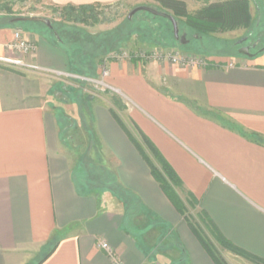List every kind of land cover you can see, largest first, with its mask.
I'll list each match as a JSON object with an SVG mask.
<instances>
[{"label":"crops","instance_id":"crops-1","mask_svg":"<svg viewBox=\"0 0 264 264\" xmlns=\"http://www.w3.org/2000/svg\"><path fill=\"white\" fill-rule=\"evenodd\" d=\"M47 1L63 7L141 0ZM18 31L34 53L7 48ZM57 41L0 19V57L73 74L70 52ZM211 57L188 67L109 62L105 81L118 91L119 106L98 104L91 112L111 172L107 190H90L62 140L63 132L78 133L70 107H56L71 78L0 61V264H112L100 241L124 264H215L123 126L150 158L139 132L157 147L183 182L180 199L187 204L191 194L205 224L264 259V52ZM86 62L100 77V66ZM86 125L77 148L92 140Z\"/></svg>","mask_w":264,"mask_h":264},{"label":"rangeland","instance_id":"rangeland-1","mask_svg":"<svg viewBox=\"0 0 264 264\" xmlns=\"http://www.w3.org/2000/svg\"><path fill=\"white\" fill-rule=\"evenodd\" d=\"M182 1L186 2L189 13L193 16H197L208 6L226 0ZM249 1L253 17L252 24L249 28L206 35L189 29L186 26L184 19H176L183 30H188L190 35L196 34L191 40V43L185 47H171L165 45L164 42L157 37L158 33L154 27L149 25L147 22L148 20L145 19L150 17L146 13L142 14L140 17L137 16V19L134 18L130 21L132 27L129 26L130 24L127 23V16L137 7H150L160 12L173 15L171 11L163 8L153 0H141L137 5L129 2H122L114 6L97 7L94 12L98 19L96 25L93 24L94 22L92 19L87 20L88 25L63 20L61 17L63 8L51 6L47 0H0V19L2 22H14V20L19 18L43 17L51 20L53 25H55V29L60 35V42L62 41L64 46H66L67 50L70 52L72 60L74 61L72 67L75 69L74 71H76L74 72L72 70L73 74L69 77L71 78V81H69L71 86L68 87L69 93H65V95L59 94L57 96V101L59 102H56V107L62 111L65 110L66 105L70 107V110L68 109L67 111L69 115L74 118L76 125H78V133H74V131L63 132L62 140L64 145H69L74 158L79 162V170H83L85 178L91 185L90 190H107L110 188L107 182L112 179L111 172L107 169L105 161V159H108L107 154L106 152H103L96 133L93 131L94 129H92L94 126V119L91 117V112L93 108L98 106V104L110 107L113 104V96L118 97L119 95L118 91L114 92V90L110 89L111 86L108 84L107 80L103 85H98V83H96L97 80H102V75L100 74L99 77L95 70L92 71L91 69V71H89L90 69L88 68V63L86 61L89 59L90 62L101 68L102 63L105 60L107 61V66H109V62L112 61L111 59H113V56L115 55L126 52L137 53L139 51H152L156 49H178L185 55L198 56L195 57L196 59L199 57L209 58L211 56L216 57L217 55L227 54L235 57H245L238 54L236 52L237 49H235L234 46H236L238 42L243 40L244 37L254 29L253 40L258 39L259 32L260 34H263L259 48L264 49V0ZM157 21L165 24V21L162 19H157ZM260 21L261 25L260 27H257L259 26ZM20 27L30 31L49 34L53 40H58V36L52 34L44 24L36 22H21ZM130 28L134 29L129 31L128 29ZM110 34H113L111 37L112 40L108 37ZM197 35L202 37V40H196ZM109 40L111 41L109 42ZM107 42L110 43V47L109 51L105 52L104 50L106 49H103L102 47L103 45H107ZM218 50H225V52L217 54L215 51ZM84 54L86 55L85 57ZM84 58H86V61ZM82 78H87L88 80H82ZM59 79L70 80L65 77ZM62 84H64V82ZM83 119L85 123H83ZM65 124L68 125L69 121L67 120ZM84 124H87L86 126L93 131L91 136L92 140L84 143L85 145L83 147L77 148V145L79 147L81 142L86 140V135L81 132L84 130V128L81 129V126ZM72 136L74 138L76 136V138L73 140L71 138ZM79 170L77 172H80ZM77 177L78 176H76V181L79 183V177ZM186 207L192 223L199 226L204 231L205 237H207L213 246L221 253V256H223L227 264H242V261L246 262L241 258L242 261L239 259H233V257L229 256L231 255L229 252L227 254V251H223L215 240L213 234H211V229L205 224V220H203L202 217L198 215L197 211H195L188 203L186 204Z\"/></svg>","mask_w":264,"mask_h":264},{"label":"trees","instance_id":"trees-1","mask_svg":"<svg viewBox=\"0 0 264 264\" xmlns=\"http://www.w3.org/2000/svg\"><path fill=\"white\" fill-rule=\"evenodd\" d=\"M153 1L158 3L163 8L171 11L176 19H184L185 24L189 29L194 30L200 34L210 35L216 33L231 32L241 28H249L253 21L249 0H226L220 3H215L205 8L203 12H201V14L197 16H193L189 13L186 2L182 0ZM100 6L101 5L99 4L86 6H63V13L61 14V17L63 20H66L68 22L83 23L86 25H88L87 20L92 19V21L94 22L93 24L96 25L98 23V19L94 12L95 8ZM127 23L130 24L129 26H131V22L129 20L127 21ZM132 29L134 28H130L128 30L130 31ZM112 35L113 34H110L108 36L111 40ZM58 40L60 41V38H58ZM111 40H109V42ZM109 42H107V45H103L102 47L103 49L107 50H104L105 52L109 51ZM164 44L169 46L173 45L171 43L165 42ZM85 56L86 55L84 54V57ZM74 70L75 69H73V71ZM113 103L114 105L119 106V101L116 98L113 99ZM116 119L122 124V122L117 117ZM123 128L130 135L132 141L138 147L142 157L150 166V169L156 181L160 184L161 188L169 197V199L179 211V213L185 217L192 229V232L199 240L202 247L210 255L214 263L227 264L226 260L223 258V256H221V253L213 246L210 240L205 237L204 231L199 226H196L192 223L191 217H189L188 214L186 204L182 202L177 193L178 189H183V182L178 177L173 168L170 166V164L165 160V158L162 156L157 147L142 132H139L142 138V142L147 148V150L150 152L152 158H150L146 154L143 146L136 139L133 138V136L128 132L127 128L125 126H123ZM187 203L193 209H195L197 205L196 200L191 194H188ZM211 226H208L211 229V234H213L215 240L217 241L220 248L223 249V251H227L230 254L237 256L250 264H264V259L236 247L228 240H226L221 234L217 232L216 229L212 228Z\"/></svg>","mask_w":264,"mask_h":264},{"label":"built area","instance_id":"built-area-1","mask_svg":"<svg viewBox=\"0 0 264 264\" xmlns=\"http://www.w3.org/2000/svg\"><path fill=\"white\" fill-rule=\"evenodd\" d=\"M7 48L19 53L21 56L30 55L34 53L36 50L35 44L32 41L25 39L22 36V33L19 31L16 32L15 34V41L13 43L8 44ZM128 58H135L143 61L169 62L173 65L184 66V67L196 66V65L202 66L210 63V60L208 58H201V57L198 59L192 58L189 55H185L178 49H173V50L156 49L152 51H143V52L139 51L137 53L126 52L123 54H118L113 56V59L116 60H123ZM0 61L5 62L8 65H13L15 67H19L22 69L35 70L41 74L52 75L58 79L62 77L68 79L69 77H71V74L69 75L61 72H53L50 70L43 69L35 64L27 63L23 60L22 57L17 59L0 57ZM230 67H233V64H231ZM101 70H102L101 73L102 80H97L98 82L96 81L98 85H103L105 83V79L109 76L110 73L106 60L102 63ZM83 79L88 80L87 78H82V80ZM98 246L108 254V256L112 261V264H124L120 256L110 247V245L107 242L100 241L98 243Z\"/></svg>","mask_w":264,"mask_h":264},{"label":"flooded vegetation","instance_id":"flooded-vegetation-1","mask_svg":"<svg viewBox=\"0 0 264 264\" xmlns=\"http://www.w3.org/2000/svg\"><path fill=\"white\" fill-rule=\"evenodd\" d=\"M148 14L150 17L145 18L146 20H148V24L153 26L154 29L157 31L158 35L157 37L160 38L163 42L165 43H171L173 45L171 46H176V47H185L188 46L191 43V40L195 37L196 34H191L188 32V30H183L181 25L178 23V28H179V33H178V38L175 36V32H174V27L173 24L170 20L160 17V16H156L153 15L151 13L142 11L137 13L136 15H134L132 18H128L127 19L129 21H132L134 18H138L137 16H142V14ZM157 19H162L163 21H165V24L162 22L157 21ZM169 24V25H168ZM261 25V21L259 22V26ZM49 29V28H48ZM51 31L52 34H55L58 36V38H60L59 32L55 29V25H53L52 29H49ZM255 30V29H254ZM253 31H251L246 37H244L245 41L242 44H237L235 47V49H237V53L239 54V51L243 48L249 47L250 48V53L253 56H258L262 53L263 48H259L260 46V40L263 37V34H260L259 32V36L258 39L253 40ZM260 38V39H259ZM196 40H202V37H199L197 35ZM203 45V44H202ZM228 51V50H226ZM217 54L220 52H225V50H218L215 51ZM228 53V52H227Z\"/></svg>","mask_w":264,"mask_h":264},{"label":"water","instance_id":"water-1","mask_svg":"<svg viewBox=\"0 0 264 264\" xmlns=\"http://www.w3.org/2000/svg\"><path fill=\"white\" fill-rule=\"evenodd\" d=\"M148 12L151 13L153 15L156 16H160L163 18H166L168 20H170L173 24L174 27V32H175V36L178 38V33H179V28H178V21L176 20V18L173 15L167 14V13H163L160 12L156 9L150 8V7H137L134 10H132L130 12V14L128 15V18H132L134 15H136L139 12ZM15 23H21V22H36V23H41L44 24L47 28L52 29L53 28V22L49 19L43 18V17H30V18H19L14 20ZM245 41V39L241 40L240 42H238V44H242ZM264 52V49L262 50V53ZM239 54L242 56H246L248 58H253L254 56L250 53V48L246 47L243 48L239 51Z\"/></svg>","mask_w":264,"mask_h":264}]
</instances>
